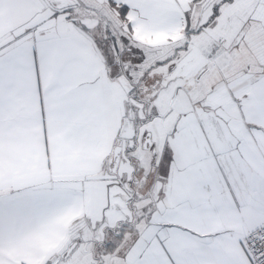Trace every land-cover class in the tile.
<instances>
[{"label":"snow or ice","instance_id":"1","mask_svg":"<svg viewBox=\"0 0 264 264\" xmlns=\"http://www.w3.org/2000/svg\"><path fill=\"white\" fill-rule=\"evenodd\" d=\"M0 264H264V0H0Z\"/></svg>","mask_w":264,"mask_h":264}]
</instances>
